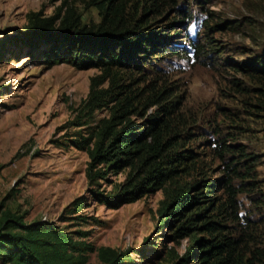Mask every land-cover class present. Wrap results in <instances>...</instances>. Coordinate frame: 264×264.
Returning <instances> with one entry per match:
<instances>
[{
  "label": "rangeland",
  "instance_id": "374dc122",
  "mask_svg": "<svg viewBox=\"0 0 264 264\" xmlns=\"http://www.w3.org/2000/svg\"><path fill=\"white\" fill-rule=\"evenodd\" d=\"M127 1L129 27L144 31L149 44L142 58L112 70L137 95L128 119L138 129L156 117L165 120L166 154L189 158L160 190L107 204L105 197L118 196L131 167L99 165L95 171L106 179L91 184L88 146L78 143L95 140L114 113L115 102L92 114L84 107L103 70L51 65L53 43L35 33L48 20L55 32L71 20L98 31L103 13L90 0H0V221L10 212L27 224L51 223L75 241L115 250L121 264H183L195 236L178 238L180 223H166L160 209L205 178L224 176L217 149L225 143L257 156L254 182L236 199L241 223L253 222L245 250H264V72L254 68L264 57V0H177L161 4L160 13L154 0ZM109 87V81L100 86ZM213 195L217 207L228 198L222 188ZM86 264L107 263L95 251Z\"/></svg>",
  "mask_w": 264,
  "mask_h": 264
},
{
  "label": "trees",
  "instance_id": "16d2710c",
  "mask_svg": "<svg viewBox=\"0 0 264 264\" xmlns=\"http://www.w3.org/2000/svg\"><path fill=\"white\" fill-rule=\"evenodd\" d=\"M90 2L104 16V26L98 31L79 29V23L71 20L68 28L55 32L48 20L38 24L35 33L49 35V41L53 43V48L49 51L51 65L68 63L80 68L88 66L103 70L101 76L93 78L84 107L92 114L96 109L115 102L114 113L111 119L103 121L95 140L85 138L78 143L88 146L86 148L91 163L87 177L91 184L99 179H106V173L95 171L99 165L114 169L131 167L129 179L118 196L104 199L107 204L120 206L160 190L166 178L189 155L178 152L175 157L169 158L172 155L166 154V147L171 140L166 139L162 129L165 120L156 117L152 119V126L138 129L128 119L130 113L137 110L134 108L137 95L131 84L122 85L121 78L112 70L116 66L133 62L134 58H142L149 45L144 31L129 27L126 20L128 1ZM154 2L152 7L160 13L161 4L172 5L177 0ZM57 34L62 35V39ZM192 46L198 54L202 53L195 43ZM254 64L256 70L264 72V57L257 59ZM106 81L110 82V87L100 88ZM217 150L225 165L224 176L218 180L205 178L197 186L178 193L171 202H163L161 214L166 223H180L176 231L178 238L195 236L194 246L182 260L185 261L183 264H264V250H245L253 222L246 219L245 224L241 223L236 199L238 193L248 189L254 182L257 156L247 153L244 146L234 148L225 143L219 145ZM229 155L235 157L229 159ZM167 163L172 166L164 168L163 164ZM136 170L138 173L135 175ZM235 179L241 182L239 187L233 184ZM216 188L224 189L228 196L226 202L218 207L213 195ZM196 189L197 193L192 194ZM108 199L110 200L107 201ZM78 208H82L81 205ZM260 221L264 223V217ZM242 227L246 229L243 230ZM67 234L51 223L40 221L27 224L22 216L6 213L0 221V264H86L89 253L95 251H98L99 258L107 264L122 263V255L115 250L103 247L97 250L92 244L75 241ZM199 235L205 237L199 238Z\"/></svg>",
  "mask_w": 264,
  "mask_h": 264
}]
</instances>
